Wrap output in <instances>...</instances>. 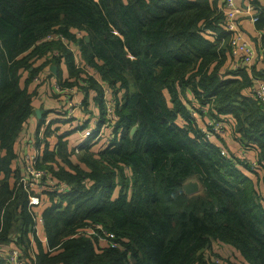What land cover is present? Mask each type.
<instances>
[{
  "label": "trees",
  "instance_id": "trees-1",
  "mask_svg": "<svg viewBox=\"0 0 264 264\" xmlns=\"http://www.w3.org/2000/svg\"><path fill=\"white\" fill-rule=\"evenodd\" d=\"M252 3L264 49V7ZM222 5L0 0V248L20 249L31 264H215L217 257L231 262L235 253L240 264H264V203L248 175L258 168L222 155L203 132L209 120L230 119L240 144L257 150L264 181V109L252 94L256 73L233 66L238 59ZM70 47L93 75L76 64ZM51 75L60 87L82 93L87 112L91 103L98 109L93 137L108 122L106 88L118 120L106 129L107 139L90 138L76 151L69 140L74 133L60 135L51 129L55 122L45 126L47 117L40 119L28 147L41 149L37 166L55 183L35 194L39 203L32 208L43 220L45 247L34 231L18 161L34 100ZM89 125L88 119L76 131ZM193 180L201 192L188 195L184 185ZM220 246L232 250L231 257Z\"/></svg>",
  "mask_w": 264,
  "mask_h": 264
},
{
  "label": "built area",
  "instance_id": "built-area-1",
  "mask_svg": "<svg viewBox=\"0 0 264 264\" xmlns=\"http://www.w3.org/2000/svg\"><path fill=\"white\" fill-rule=\"evenodd\" d=\"M253 0H246V3L243 5H240L238 3V0H223V5L219 7V12L224 15V27L228 32L231 33L232 39H231V47H232V56L237 58L233 64L234 67L238 68L241 64H245L248 67H250L253 70V67L255 65H259L260 63L264 64V49L260 48L259 46H255L254 39L252 36L243 29V26L241 24V20L243 18L249 19L250 23L256 25L259 17L256 11L255 5L252 3ZM49 40H52V37L48 38ZM72 50L76 64L79 67L86 68L90 75H93L92 72H90V69L85 65L84 61L81 59L80 52L73 47H70ZM259 73L253 74V80L254 85L252 86V94L253 97L263 106L264 109V80L258 77ZM35 81H40V77H35ZM55 90L62 94L63 97H65V100L69 101L70 107L69 110L73 111V107L75 105H79V107H82V103H74V95L70 97L71 93H75V88H68V87H60L59 83L57 82L55 84ZM112 91L106 88L105 92V101L107 104V119L108 122L106 125L100 128L98 134L94 136V132L96 130V127L98 125L99 119L94 121L92 124L89 125V127L83 129V131L78 130V132H81L83 141L81 142L80 146L83 145L88 139L93 138V142H97L99 140H102L105 137L106 129L112 127L118 120L117 115L115 114L114 107L116 104V101L113 98ZM70 98V99H69ZM70 116L68 115L67 119H69ZM85 122V121H84ZM83 122V123H84ZM50 121H46L45 126H49ZM83 126V124L81 125ZM52 129V127H51ZM77 129V128H76ZM75 129V130H76ZM42 131V129H41ZM226 131V121H210L207 124V127L203 128V132L207 134V138H212L211 133H214L216 135H222L225 134ZM213 135V134H212ZM111 138V135L109 137ZM105 139H107L105 137ZM35 143L31 144L32 149L23 153V159H22V178L20 180V185L23 187V189L28 193L29 195V205L31 206L30 211L34 215V231L37 234V236L40 238V226H43V220L41 218V215H35L32 212L33 206L37 205L39 203V200L35 194L40 193L46 189L47 185H53L55 184L54 181L51 179L50 175L46 173L45 170L38 168V157L40 155L41 149H37L34 146ZM76 147V151H78V148ZM221 154L226 156L229 155V153L225 149H221ZM248 165H250L252 168H260L257 162H248L246 161ZM57 190L61 193H67V187L66 186H58ZM264 203V198H263ZM101 229V227H97ZM87 234H97L93 232L90 229L84 230ZM98 235V234H97ZM103 235L107 236L110 239H113V235L109 233L103 232ZM99 236V235H98ZM99 239H103V236H99ZM47 243V240H44ZM0 259L5 260L6 264H31L28 262L23 254L22 251L18 248H0ZM215 264H230V261L227 258H221L217 257L214 260Z\"/></svg>",
  "mask_w": 264,
  "mask_h": 264
},
{
  "label": "crops",
  "instance_id": "crops-1",
  "mask_svg": "<svg viewBox=\"0 0 264 264\" xmlns=\"http://www.w3.org/2000/svg\"><path fill=\"white\" fill-rule=\"evenodd\" d=\"M238 3L240 5H243L246 3V0H238ZM261 6L264 7V0H260ZM241 24L243 26V29H245L254 39L255 46H259V39H260V32L256 29L255 25L250 23L249 19L243 18L241 20ZM63 69V79L66 80L68 78V72L65 69V66H62ZM253 71L255 73H259L258 77L264 80V64L260 63L259 65H255L253 67ZM56 77L51 75L47 81L43 82L41 85V88L39 92L36 95V98L34 100V111L35 115L32 116L29 120L28 127L24 131V135L22 136V139L19 141V156L23 153L32 149V145L28 147L29 143H32L35 141V134L37 132L40 119L42 117L46 118V121H50V124L55 122V124L52 126V131L59 130V134H65L69 133L70 131H67L65 128V125H70V127L74 126V130L76 128H80L84 121H87L89 119L90 124H92L94 121L98 120V109L95 107L93 103L88 106L89 112L85 110L84 107H79V105H75L73 107V111L69 110L70 104L68 100H65V97L62 96L61 93L55 90V84L57 83ZM35 85H31L30 89L33 90ZM75 93H71L70 97L74 95V103H82L83 101V95L82 93L77 90L74 91ZM93 96V95H92ZM94 96L91 97V100H93ZM70 99V98H69ZM37 112L40 113V116L37 115ZM68 115L70 116L73 122L67 123L69 120L66 121ZM56 119V121L54 120ZM226 119V131L225 134L222 135V137L217 138L212 137V142L219 145L222 149H225L230 155H235L239 157L242 160L248 161V162H257L258 160V152L255 150V148L248 149L244 148L242 144L238 141V138H236L234 133V127L233 123L230 119ZM224 119V120H225ZM198 119L199 123L202 124L205 123V121L202 119ZM223 120V119H222ZM205 128V127H204ZM71 129V128H70ZM72 131V136L69 138L72 146L78 147L80 146L81 142V132H74ZM52 143L55 144L56 136H52ZM83 141V138H82ZM22 162L18 161V166L22 167ZM249 177L254 181L255 188L260 196L261 200L264 198V181H263V168L260 167L259 169L253 170V173L248 172ZM40 239L43 243V245L46 247L47 243L44 241L46 239L43 227L40 226ZM218 246V245H217ZM10 247L9 245H5L4 248ZM227 247L220 246V251L225 257L229 255L231 257V252ZM235 253V251H234ZM234 256V255H233ZM231 258L230 264H240L243 259L235 253L236 258ZM230 261V259H229ZM239 261V263L237 262Z\"/></svg>",
  "mask_w": 264,
  "mask_h": 264
},
{
  "label": "water",
  "instance_id": "water-1",
  "mask_svg": "<svg viewBox=\"0 0 264 264\" xmlns=\"http://www.w3.org/2000/svg\"><path fill=\"white\" fill-rule=\"evenodd\" d=\"M52 71H53V73H56V71H57L56 67H53L52 68ZM37 115L40 116V113L37 112ZM136 130H137V127H134L132 129V132L131 133L134 134ZM198 191H199V184H198V182L190 181V182H188L187 184L184 185V192L186 194H188V195L196 194V193H198Z\"/></svg>",
  "mask_w": 264,
  "mask_h": 264
},
{
  "label": "rangeland",
  "instance_id": "rangeland-1",
  "mask_svg": "<svg viewBox=\"0 0 264 264\" xmlns=\"http://www.w3.org/2000/svg\"><path fill=\"white\" fill-rule=\"evenodd\" d=\"M91 72V71H90ZM55 121H56V119H54ZM65 128H66V130L67 131H70V132H72L73 130H74V126L73 127H70V125H65ZM71 128V129H70ZM80 131H83V130H80ZM74 132H76V130H74ZM78 132V131H77ZM81 142H82V138H81ZM80 142V143H81ZM194 182H197V181H195V180H193ZM199 184V183H198ZM199 192H201V186H200V184H199V191H198V193ZM231 255H232V253H231Z\"/></svg>",
  "mask_w": 264,
  "mask_h": 264
}]
</instances>
